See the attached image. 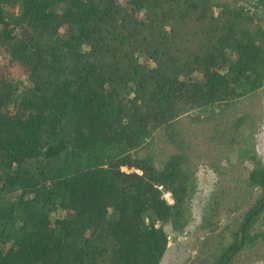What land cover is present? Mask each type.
Wrapping results in <instances>:
<instances>
[{
    "label": "trees",
    "instance_id": "trees-1",
    "mask_svg": "<svg viewBox=\"0 0 264 264\" xmlns=\"http://www.w3.org/2000/svg\"><path fill=\"white\" fill-rule=\"evenodd\" d=\"M0 54V264H160L205 167L254 245L264 0H0Z\"/></svg>",
    "mask_w": 264,
    "mask_h": 264
},
{
    "label": "rangeland",
    "instance_id": "rangeland-1",
    "mask_svg": "<svg viewBox=\"0 0 264 264\" xmlns=\"http://www.w3.org/2000/svg\"><path fill=\"white\" fill-rule=\"evenodd\" d=\"M4 57L0 54V59ZM16 78H22V73L16 71ZM254 147L258 159L264 165V89L261 90L260 100L255 107ZM227 175V169L222 165ZM125 171H129L124 169ZM234 173V174H233ZM231 175L236 177L235 172ZM230 174V173H229ZM231 175H229L231 177ZM228 177V175H227ZM197 191L191 200V219L182 232H175L169 225L165 226L168 237V245L160 264H212L213 259L220 256V246L229 240V236L223 232V228L232 223V217L238 216L236 213H226L225 209H220L219 213L212 218V221L219 220L218 231L210 233L208 230H200L202 217L207 212L210 203V192L217 180V176L200 168L197 173ZM210 196V198H209ZM169 196H165L167 201H171ZM228 217V218H227ZM237 225H231L229 229L236 230ZM242 227V225H241ZM241 230V229H240ZM244 231V230H243ZM249 236L257 235L254 245L248 244L235 256L230 255V264H264V210L257 217L254 223L248 227ZM243 234V233H242Z\"/></svg>",
    "mask_w": 264,
    "mask_h": 264
},
{
    "label": "water",
    "instance_id": "water-1",
    "mask_svg": "<svg viewBox=\"0 0 264 264\" xmlns=\"http://www.w3.org/2000/svg\"><path fill=\"white\" fill-rule=\"evenodd\" d=\"M264 205V201L257 207V209H255L252 213H251V215H253V214H255L262 206ZM250 215V216H251ZM250 216L248 217V218H246V220L244 221V223L242 224V227H241V230H240V232H241V234L243 233V230H244V228H245V225H246V223H247V221L249 220V218H250Z\"/></svg>",
    "mask_w": 264,
    "mask_h": 264
},
{
    "label": "built area",
    "instance_id": "built-area-1",
    "mask_svg": "<svg viewBox=\"0 0 264 264\" xmlns=\"http://www.w3.org/2000/svg\"><path fill=\"white\" fill-rule=\"evenodd\" d=\"M165 196H169L170 197V195L169 194H165ZM169 197H167V198H169ZM170 199H171V197H170ZM169 203H172V201H168Z\"/></svg>",
    "mask_w": 264,
    "mask_h": 264
}]
</instances>
